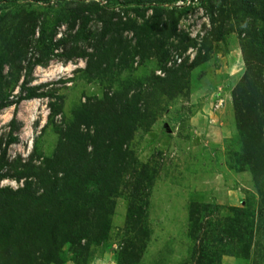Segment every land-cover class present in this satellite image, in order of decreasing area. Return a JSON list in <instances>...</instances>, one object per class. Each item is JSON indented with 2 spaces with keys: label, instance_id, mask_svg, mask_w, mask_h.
<instances>
[{
  "label": "rangeland",
  "instance_id": "1",
  "mask_svg": "<svg viewBox=\"0 0 264 264\" xmlns=\"http://www.w3.org/2000/svg\"><path fill=\"white\" fill-rule=\"evenodd\" d=\"M91 1L95 4L89 8ZM244 4L246 0H0V104H6L0 108V188L17 189L25 177L36 182L33 174L43 159L53 157L59 130L74 122L76 111L87 114L78 130L84 136L93 133V121H110L115 114L130 125L131 136L123 144L130 152L128 165L112 196L105 238L88 242L93 236L86 230L97 207L90 204L105 194L97 189L100 177L86 185L60 182L56 212L64 220L74 207L83 214L71 228L62 223L57 231L58 263L48 264H129L122 252L132 244L140 256L134 264H264V172L253 174L249 163L250 150L264 155V124L260 129L258 123L242 122L233 106V94H241L238 85L247 69L241 43L246 39L254 44ZM154 6L178 18L168 40L157 34L141 40L139 31V39L129 30L112 33L123 48L128 41L130 47L150 41L147 58L132 48L126 55L123 49L112 52L104 45L114 38L97 37L99 18L109 17L105 11H120L122 20L135 19L141 25L143 19L134 10L144 9L147 19ZM254 25L264 26L260 16ZM6 34L25 37L26 52H9ZM160 43L162 49L155 52ZM44 47L54 54L46 65L37 62ZM73 48L93 53L95 60H66L62 53ZM257 49L249 45L247 55L253 57L254 67H261L264 83V54ZM178 58L183 63L179 77L170 83L159 79L166 69L176 67L167 62L179 64ZM34 85H42L33 91L42 97L18 99ZM263 93H252L253 100L261 103ZM131 95L138 96L136 102L122 111L121 103ZM86 105L90 107L85 111ZM249 115L253 118L254 111ZM255 115L263 121L262 107ZM257 136L261 143L253 140ZM88 140L85 137L87 151L93 147ZM144 168V183L150 184L136 188ZM51 172L46 171L50 181ZM132 198L142 211L135 232L126 219ZM191 209L195 223L189 220ZM69 233L80 239L79 245L63 241ZM2 237L0 244L15 255L23 250L16 237Z\"/></svg>",
  "mask_w": 264,
  "mask_h": 264
},
{
  "label": "trees",
  "instance_id": "2",
  "mask_svg": "<svg viewBox=\"0 0 264 264\" xmlns=\"http://www.w3.org/2000/svg\"><path fill=\"white\" fill-rule=\"evenodd\" d=\"M94 4L95 2L91 1L88 7L91 8ZM257 4H260V8L258 10L256 9ZM243 10L246 17H251L247 33L254 38V44L252 45L250 43H246V39L241 43V49L244 55L243 59L247 69H245L243 74L241 80L242 83L238 85V87L242 90L241 94H236V92L233 94V106L236 111V116H238L242 122L250 120L253 125L254 123H258V126L261 129L260 125L264 124V118L262 121L260 120V116L256 117L255 111L257 108L262 107L264 112V99L261 103L256 102V100H253L254 98L251 94L254 92L257 93L258 91L261 93L264 89L262 78L263 71L261 70V67L260 69L254 67L255 65L252 64L254 61L252 59L253 57H249L247 55V47L249 45L252 47L257 46V50L260 51V54H264V26L256 27L254 25V21L257 16H260L261 20L264 21V0H246ZM165 11H160V9L156 6L151 7V15L147 19H144V9L136 8L134 12L137 16H140L143 19V23L141 25H139L138 21L135 19L122 20V18L118 15L120 11H105V14H108L109 17L108 19H105L104 17L99 18L101 25L97 28V37L100 41H104V39L112 36V33L119 35L120 30H129L134 32V38L136 36L138 37V31L141 32V34H143V36H141V40L149 34H157L160 38L168 40V38H170L173 34V30L176 29L178 18L173 17L170 11ZM210 11L212 14V9H210ZM221 11H223L222 8ZM163 15H165V17ZM210 16L211 22L213 23L214 18L212 15ZM60 18L62 17L60 16ZM115 18H117V20ZM117 22H120V24H117ZM5 36H8V34ZM115 37L118 38L114 35V40H107L104 45V47L108 45L112 52H117L118 50L123 49L126 55L131 51L130 48H132L134 52L139 53L140 56H142V59H145V57L147 58V55H149L152 51V44L150 41H148V44H145L140 42V40L139 42H134V45L131 47L130 41H128L127 45L123 48L121 43H118V45L115 44L117 41ZM6 39L8 40L5 41V46L8 48V51L10 50L9 52L13 49L20 52V54L26 52L28 42H25L27 41L25 37H21L20 35H10L6 37ZM162 43H165V45L169 44L167 41ZM170 44L172 45V43ZM157 46L159 49L154 50L155 52L162 49L161 43ZM173 47L177 48L176 46ZM95 50H97V48ZM52 52V50L44 47L43 51L41 53L39 52L40 55L37 57V60L39 59V61L37 62L46 65L51 56L54 55ZM163 53L165 55V52ZM62 54H64L66 60L72 57L87 56V61L91 62L94 58L93 53L86 54V51H76L74 48L64 51ZM95 54L98 55L99 53L96 52ZM260 60L258 59L257 61ZM181 62L172 69H166L164 77L159 79L170 83L174 79L178 78L179 71L183 70V63ZM87 70H90L89 63H87ZM0 75H4L1 67ZM40 86L42 85H34L33 87L30 86L18 99L20 100L22 98L35 96L42 97L43 93L38 94L33 92ZM258 97L260 98V96ZM136 98H138V96L131 95L128 97L129 100H123L121 103L123 104L121 110L123 111L124 105H129L130 101L136 102ZM2 106H6V104H0V108ZM89 107L90 105H86L84 107L85 111L89 109ZM251 111H254L253 118L249 115ZM74 114V122L69 126H66L64 130H59L61 138L59 139L53 157L43 159V164L41 163L39 166V172L36 171V175L33 174V176L36 177V182L31 181L29 177L28 179L25 177L26 180L24 185L18 187L17 189H11L8 187L0 188V240H2V235L4 233L5 237H16L23 247V250H20L21 252L18 255H15L8 246L1 243L0 264L58 263V260H56L58 256L57 253H55L60 247H57L58 245H56L58 238L57 231L60 229L62 230L64 224H67L68 226L71 225V228L77 223V220L80 219L79 217L83 214L82 211L78 212L77 207H74V209L71 210L70 215L67 216L68 220H64L62 217L63 214L61 212H56L57 210L55 209L58 207H56L55 202L61 204V201L57 199V196L60 195H56L59 191L58 186L60 185V182L62 185L73 182L86 185L88 181H92L93 178L100 177L97 189L100 190L101 193L105 194L99 197V200L94 199L96 203L90 204L93 208L97 204V207L92 211L94 212V216L91 219V227L86 230L90 232V236H93L89 238L90 240H88V242L93 240L92 242L97 243L106 236L109 229L108 217L113 212L115 203L112 196L120 185V175L122 174V171L128 165L127 161L130 152L129 150L124 149L123 144H127L129 139L128 136H131L129 135L130 125L125 123L127 118L122 119L121 116L118 117V114H115L114 118L111 113L109 114V117H113L112 120L108 121L107 119H102V122L93 121V133L84 136L82 133L79 134L78 130L81 124L86 123L87 114L82 111H76ZM133 123L134 120H130V124L132 125ZM252 126L248 127V133L250 135L253 133ZM124 136L126 139L120 142ZM85 137L89 138L88 141L92 140L91 142L93 147L88 151L86 145L87 143H85ZM253 140L261 143L262 138L261 136H257ZM262 144L264 146V142ZM0 154L1 159V157L4 156V152ZM115 156L119 159H115ZM249 156V163L252 165L253 174L259 175L258 172H264V155L262 156L260 153L257 154L256 152H252L250 150ZM48 169L52 170L50 173L53 174L54 177L52 181L49 179L50 175L46 174ZM103 171L106 174L113 175L115 180H110L105 174H103ZM142 172L143 173L139 177V181L136 184V188L142 185L144 187L147 184H150V181L144 183L145 177L147 176L145 168ZM15 177L20 179L22 175L17 173ZM38 189H41L42 192L37 193ZM22 204H25V208H27L26 211L25 208H21L23 207ZM141 213V209L136 207V203L132 198L126 210V219L134 232L138 229V219L140 218ZM189 220L194 223L196 222L197 218L195 209L190 210ZM69 231L72 230L70 229ZM64 236V242L71 244L75 243L77 245L80 244L79 237V240H76V238L70 233L69 235ZM128 241L132 243L130 239ZM133 247V244L130 245L129 248L124 246V250L122 252V256H124L126 262L129 261V264H134L140 257L138 253L133 251ZM130 248H132V250ZM127 249H129V254L125 252Z\"/></svg>",
  "mask_w": 264,
  "mask_h": 264
},
{
  "label": "clouds",
  "instance_id": "3",
  "mask_svg": "<svg viewBox=\"0 0 264 264\" xmlns=\"http://www.w3.org/2000/svg\"><path fill=\"white\" fill-rule=\"evenodd\" d=\"M181 61H182V60H181ZM181 61H180V62H181ZM174 62H175V60L172 59V60H170L169 62H167V65H169V66H172V65H178V64H174ZM180 62H179V63H180ZM157 74H160V73H157ZM163 76H164V75H163Z\"/></svg>",
  "mask_w": 264,
  "mask_h": 264
},
{
  "label": "built area",
  "instance_id": "4",
  "mask_svg": "<svg viewBox=\"0 0 264 264\" xmlns=\"http://www.w3.org/2000/svg\"><path fill=\"white\" fill-rule=\"evenodd\" d=\"M181 61V59L180 58H178V62H180Z\"/></svg>",
  "mask_w": 264,
  "mask_h": 264
}]
</instances>
